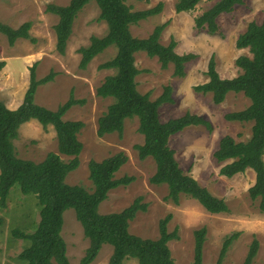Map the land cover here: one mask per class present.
Masks as SVG:
<instances>
[{
	"label": "rangeland",
	"instance_id": "rangeland-1",
	"mask_svg": "<svg viewBox=\"0 0 264 264\" xmlns=\"http://www.w3.org/2000/svg\"><path fill=\"white\" fill-rule=\"evenodd\" d=\"M70 0H0V23L17 29L25 22L31 23V40L19 39L13 47L6 37L0 34V53L12 58L7 62L5 72L18 85L13 90L15 98L10 109L19 107L29 85V68L35 66L37 79L54 72V79L38 86L34 102L49 110H56L64 104L70 94L82 105L72 107L63 117L64 121L83 123L78 140L82 144L79 167L71 172L65 182L71 186H82L91 192L92 184L88 178L89 161H102L116 153H124L128 160L116 173V178L131 176L134 181L127 187L110 191L107 199L98 207L100 214L118 213L127 208L137 198L146 204L145 212L137 213L129 223V232L143 239L158 237V222L167 214L172 215L168 232L177 230L178 240L168 243L171 257L175 264H190L193 259V232L206 228L203 246V264H214L219 256L222 242L226 236L238 233L226 253L222 264H243L253 238L259 242V249L252 264H264V213L258 210V201H251L248 189L254 183V173L246 170L232 178L219 175L222 164L213 157L218 143L224 136H231L235 141H246L251 135L252 123L228 122L224 116L231 112L244 110L249 100L242 94L229 92L224 102L212 103L211 94H197L193 87L207 81L205 75L210 58L214 59L216 71L222 79L236 77L240 70L235 66L239 56H249L247 50L235 47L237 37L242 34L250 22H264V0H243L242 5L234 7L229 14H222L217 19L219 32L210 35L203 29H196L194 21L220 0H201L193 11L177 14L174 6L177 0H148L139 2L127 0L126 5L133 10H145L158 3L163 4L160 14L131 25L129 30L135 38H147L153 29L167 23L160 36V43L167 45L171 39L176 42L175 52L179 55L192 54L194 59L185 65L184 75L177 77L172 64L163 69L157 58L148 57L144 52L134 55L135 67L139 71L136 77L137 91L155 101L166 87L171 88V101L158 108L159 119L166 122L185 113L200 116L211 124L212 131L203 127H187L170 137L169 147L182 172L195 179L214 197L223 199L228 206V213L212 215L206 212L195 200L181 196L178 204L165 200L168 190L166 185L155 186L149 179L155 173V163L151 158L140 160L134 146L143 143L138 133L137 118L126 120L121 136L117 134L97 137L98 118L106 112L111 99L96 96V88L112 71L99 70L98 66L111 60L115 47L106 49L97 55L85 70L79 69L78 49L89 44L92 36L106 34V25L97 20L99 10L95 2H90L76 17L72 33L67 41L63 56L55 50L54 25L58 17L46 12L50 4L65 6ZM2 55V56H3ZM3 81V80H2ZM7 94V92H6ZM5 99V96H3ZM7 99V98H6ZM1 102V99H0ZM17 156L23 160L39 163L45 156L57 152L55 132L51 126L46 129L30 120L20 126L18 137L13 142ZM66 161L68 158L61 156ZM264 161V155H263ZM3 225L0 227V264H25L18 255L28 242L12 235L13 230L32 233L39 220V207L36 196L24 195L18 185L10 189L6 209L0 210ZM61 236L66 243V255L70 264H79L88 248L82 227L75 218L74 211L63 213ZM112 247L103 245L91 264H107ZM55 264V263H54ZM122 264H138L128 258Z\"/></svg>",
	"mask_w": 264,
	"mask_h": 264
},
{
	"label": "trees",
	"instance_id": "trees-1",
	"mask_svg": "<svg viewBox=\"0 0 264 264\" xmlns=\"http://www.w3.org/2000/svg\"><path fill=\"white\" fill-rule=\"evenodd\" d=\"M90 2L97 5V20L104 22L107 30L104 36H92L87 46L78 49L79 69L85 70L106 49H116L111 60L98 66L99 70L112 71V74L106 76L96 88V96L112 101L97 120V137L111 134L121 136L125 121L137 118V131L143 137V143L134 146V149L140 160L151 158L155 163V173L149 182L155 186H167L165 200L178 204L180 197L185 196L197 201L209 214L228 213V206L223 199L214 197L195 179L182 172L174 157V151L168 145L170 137L187 127H203L211 132V124L191 113L161 122L158 108L171 101V88L166 87L155 101L140 94L136 88L135 80L139 74L135 67L136 53L144 52L150 58H157L163 69L172 64L177 77L184 75L185 65L194 59L192 54H177L173 39L167 45L160 43V36L167 23L156 26L147 38L140 39L131 35V25L160 14L163 4L158 3L152 8L137 11L126 5L127 0H70L65 6L50 4L46 7V12L58 17L53 31L55 50L59 55L63 56L65 53L76 17ZM200 2L201 0H177L174 9L177 14L190 12ZM242 4L243 0L218 1L195 19V28L203 29L210 35L218 33V17L231 13L235 6ZM30 28V22L23 23L17 29L0 23V34L13 47L19 39L33 41L29 36ZM235 47L249 53V56H239L235 60V66L240 73L234 78L222 79L216 71L214 59L210 58L205 73L207 81L194 86L193 91L197 94H211L214 105L224 102L229 92L240 93L249 100L248 107L228 113L224 119L228 122L252 123L250 137L246 141L237 142L231 136H224L220 139L213 157L217 163L222 164L219 169L220 176L232 178L246 170L254 173V183L248 189V197L251 201H258V210L264 213V22H250L237 37ZM3 67L4 61H0V70ZM54 76V72H50L37 79L35 66H32L29 68V85L19 107L12 110L0 102V210L6 209L10 189L15 185L19 186L22 194L35 195L39 207V220L32 233L12 231L14 237L28 242L18 259L25 264H70L61 231L63 213L72 209L85 239L88 240V248L79 264H91L103 245L112 247L107 264H122L128 258L137 260L138 264H175L168 243L178 240L179 236L176 229L168 232L171 214L159 220L156 239H143L129 232V223L137 213L147 209L141 197H137L132 204L118 213L98 212L99 205L107 199L110 191L127 187L134 181L131 176L115 177L128 160L124 153H116L99 162L89 161L91 192L82 186H71L65 182L67 176L79 167L82 144L78 135L84 125L80 121H64L63 117L72 107L82 105L83 102L74 99L70 94L68 100L54 111L37 105L34 96L38 86L51 82ZM30 120L37 121L44 129L51 126L55 132L57 152L48 153L39 163L20 159L13 144L20 126ZM61 156L68 159L64 161ZM3 222L0 217V227ZM206 233L205 227L193 232V259L190 264H203ZM237 237L238 233H233L224 238L214 264H222ZM258 249L259 242L253 238L243 264H252Z\"/></svg>",
	"mask_w": 264,
	"mask_h": 264
},
{
	"label": "crops",
	"instance_id": "crops-1",
	"mask_svg": "<svg viewBox=\"0 0 264 264\" xmlns=\"http://www.w3.org/2000/svg\"><path fill=\"white\" fill-rule=\"evenodd\" d=\"M2 55L3 54L1 52L0 61H4V67L0 70V99H1V102L4 103V105L7 108H9L11 101L15 99L13 97V90L16 89L18 85L14 82V79L11 78L10 74L5 72V67L7 65V62L12 58V55L10 57L8 56L9 54L7 56H4V55L2 56ZM3 96H5V99ZM18 102L19 104L22 103L21 100Z\"/></svg>",
	"mask_w": 264,
	"mask_h": 264
}]
</instances>
